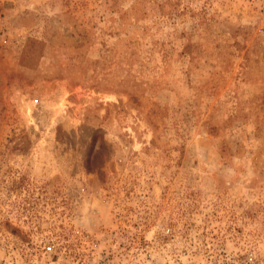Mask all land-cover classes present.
<instances>
[{
	"label": "rangeland",
	"instance_id": "rangeland-1",
	"mask_svg": "<svg viewBox=\"0 0 264 264\" xmlns=\"http://www.w3.org/2000/svg\"><path fill=\"white\" fill-rule=\"evenodd\" d=\"M0 263L264 264V0H0Z\"/></svg>",
	"mask_w": 264,
	"mask_h": 264
},
{
	"label": "built area",
	"instance_id": "built-area-1",
	"mask_svg": "<svg viewBox=\"0 0 264 264\" xmlns=\"http://www.w3.org/2000/svg\"><path fill=\"white\" fill-rule=\"evenodd\" d=\"M0 264H2V263H0ZM3 264H5V263H3Z\"/></svg>",
	"mask_w": 264,
	"mask_h": 264
}]
</instances>
